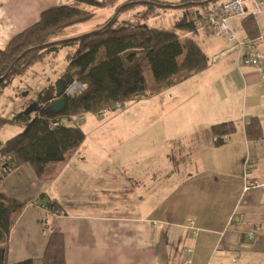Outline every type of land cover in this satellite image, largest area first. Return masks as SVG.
I'll return each mask as SVG.
<instances>
[{
    "label": "crops",
    "instance_id": "obj_1",
    "mask_svg": "<svg viewBox=\"0 0 264 264\" xmlns=\"http://www.w3.org/2000/svg\"><path fill=\"white\" fill-rule=\"evenodd\" d=\"M74 1L0 0V46L37 22L46 8ZM160 1L176 4L181 0ZM102 9L109 11L106 19L114 12L113 8ZM140 10L124 12L121 19H134ZM253 16L264 35V12ZM242 18L230 24L245 39L249 36ZM198 37L211 39L202 47L209 66L164 89L171 93L167 101L172 113L165 123L169 144L162 152L163 163H150L160 153L140 150L142 143L129 150L127 142L117 141L119 150L109 144L94 149L83 142L71 157L56 165L52 177H39L31 165L23 164L1 178L0 189L25 204L10 232L9 263L41 257L51 230H56L64 235L66 264H264V81L258 68L239 62V49L227 37L211 31ZM64 48L35 62L0 96L9 87L11 97L30 90L22 77L28 71L38 74L37 65ZM67 63L68 59L56 80ZM147 77L152 79L149 70ZM25 98L18 111L0 115L10 117L23 110L31 97ZM180 109L183 116H175ZM98 115L84 117L85 128L100 124ZM253 117H258L263 128L260 141L246 136L245 126ZM129 118L122 126L124 140L133 132L125 125L134 126V138L140 129L135 128L136 118L133 123ZM225 121L236 122L238 129L224 144L215 145L210 127ZM5 127L0 131V145L22 129L20 124ZM155 136L151 134L148 141L152 143ZM129 156L135 157V163L148 162L129 169L109 163L110 157L125 163ZM248 163L254 166L247 179L259 185L246 189ZM48 199H55L60 209H49ZM190 220L196 222V236L187 229Z\"/></svg>",
    "mask_w": 264,
    "mask_h": 264
},
{
    "label": "trees",
    "instance_id": "obj_2",
    "mask_svg": "<svg viewBox=\"0 0 264 264\" xmlns=\"http://www.w3.org/2000/svg\"><path fill=\"white\" fill-rule=\"evenodd\" d=\"M148 1L171 4L160 0H128L122 3L117 0H75L73 3L53 5L41 12L37 22L15 35L6 45L0 46V76L23 52L32 48L0 80V94L13 79L26 72L35 62L43 60L47 54L56 53L64 47L72 50L59 78L63 85L61 95L57 94V80L49 81L30 100L25 98L23 110L10 117L0 115V131L7 124L22 125L18 133L0 145L3 157L0 160V181L5 174L23 164L31 165L39 177H52L56 165L71 157L84 142L86 132L79 123L82 121L79 117H83L84 113L102 114L115 110L117 103L123 106L130 101L148 98L209 66V57L193 37L197 32L194 19L201 10L218 6L223 0H181L176 3L192 2L185 6L202 7L194 9L192 17H184L175 23V29L191 33L187 36L175 30L147 26L145 19L155 14L158 8L172 7H159ZM126 3L113 23L102 28L114 12ZM139 5L143 8L135 13L134 19H121L122 13L134 10ZM107 7L113 8L114 12L99 26L101 30L97 28V31L77 39L55 40L58 34L73 25L92 18L95 9ZM242 26L249 37L260 34L253 15L243 17ZM46 43L49 44L37 47ZM143 60L147 61L152 79L145 74ZM76 81L84 89L67 95L66 88ZM61 97L64 98L63 105L58 111H52L51 105ZM30 106L32 110L27 112ZM237 129L234 121L212 125L210 130L214 144H224L226 138ZM245 132L250 140L260 141L263 138L258 117L249 121ZM24 206L23 202L0 189V264H66L64 235L56 230H51L41 257L9 263L10 232ZM46 206L52 210L60 209L55 199H48Z\"/></svg>",
    "mask_w": 264,
    "mask_h": 264
},
{
    "label": "rangeland",
    "instance_id": "obj_3",
    "mask_svg": "<svg viewBox=\"0 0 264 264\" xmlns=\"http://www.w3.org/2000/svg\"><path fill=\"white\" fill-rule=\"evenodd\" d=\"M217 2V1H216ZM185 4H188L185 3ZM190 4V3H189ZM212 4V3H211ZM210 4V5H211ZM140 8H143L142 5H139L135 7L134 10H139ZM161 11L158 14L150 15L148 18L145 19V23L149 27H157V28H163L167 30L174 29V24L176 21L183 19L184 17L193 15V9H202L201 5H193V6H184V7H170V8H158ZM133 10V9H132ZM107 9L98 8L95 9L94 15L92 18L77 23L73 25L72 27L68 28L64 33L58 34L55 37L56 41L67 39L69 35H72V33H79L80 35L89 33L93 30H96L99 28V26L103 23L104 19H106V16L108 15ZM131 12V11H130ZM232 24V21H231ZM209 30H200L198 31L199 34L203 33L205 34ZM210 32V31H209ZM82 33V34H81ZM197 33V32H196ZM237 35H241L240 30L236 31ZM199 34L197 33L196 40L201 47H206L207 44L210 42L209 40H204L202 37H198ZM78 35V36H80ZM202 36V35H201ZM76 37V36H72ZM71 37V38H72ZM242 38V37H240ZM227 42L226 40H223V44ZM228 43V42H227ZM233 46H235L234 43ZM236 47V46H235ZM68 49H62L56 56L46 58L42 63H39L37 65L38 74L34 75L31 71H28L22 78L30 85L31 89L21 91L17 96H9L8 94L11 92V89L6 90V94L0 96V113H5V115H8L11 111H18L20 107L18 106L21 104V101L24 97H32L34 95V92L44 87L49 81H56L57 75L61 73V71L64 69V64L66 63L67 57H70L71 54V48L67 47ZM69 54V56H67ZM145 74L147 76L148 74V66L147 61H142ZM56 77V78H55ZM8 93V94H7ZM27 93V94H26ZM171 93L167 90L163 91L162 95H156L152 99H140L137 101H130L125 103L122 107L116 108L115 110H109L100 115L94 114L91 112H87L83 114V118L87 117H95L98 115L100 117L101 123L95 124L91 127L85 128L84 122H79L80 125L85 129L86 131V138L84 140V143L86 144H92V147L95 149L103 148L104 145L111 146V148H117L121 149L119 144L116 145V142L123 143L127 142L128 149L133 150L134 147H138L139 143H142L143 145L140 148V150L144 151L145 149H151V150H158L160 153L158 158H150L148 161L152 164H155V161L161 162L163 161L164 157L162 156V152L165 151L167 148V144H169V141L167 142L166 139V119L171 118V113L168 111L170 104L168 105L167 96H169ZM162 99V103L160 102ZM175 116H183V110H177ZM189 115V114H188ZM129 118L130 122H134V117L136 118L135 122V128L138 129L137 133L135 135H138V137L134 138V126L132 125H125L124 127L130 128L132 131L129 132V136L124 140V130L122 128L125 118ZM88 120V119H86ZM5 128H18L19 124L12 123L5 125ZM129 129V130H130ZM20 131V130H19ZM18 131V132H19ZM123 131V132H122ZM17 132V133H18ZM16 133V132H15ZM123 134V138L122 135ZM140 134V135H139ZM154 134L156 140L153 139V142L150 143L148 141L149 136ZM15 135V134H14ZM114 135H116V138L114 139ZM126 135V134H125ZM116 156H119L116 155ZM135 157L129 156L127 158V162L123 163L120 162L119 157H110L109 163L111 164H118L121 163L123 168L129 169L132 168L134 165L138 166H145V164L148 161H141L139 163H135ZM166 160V158H165ZM119 161V162H118ZM138 161V159H137ZM165 162V161H164ZM163 163V162H162ZM151 165V164H150Z\"/></svg>",
    "mask_w": 264,
    "mask_h": 264
},
{
    "label": "built area",
    "instance_id": "obj_4",
    "mask_svg": "<svg viewBox=\"0 0 264 264\" xmlns=\"http://www.w3.org/2000/svg\"><path fill=\"white\" fill-rule=\"evenodd\" d=\"M262 12H264V0H224L218 6L201 10L199 16L194 19V24L197 31L207 29L212 33L221 34L234 42L239 49V62L258 68L261 80L264 81V35L259 34L255 37L241 39L230 24V21L234 18L257 15ZM187 35V33L182 34V36ZM83 89V85L76 81L66 88L65 93L71 96ZM121 106V103L115 104L116 108H120ZM82 119L83 117H79V120ZM2 158L0 153V160ZM253 166L252 163H248L245 167L244 179L246 180V189L250 185H259L257 180H253L252 182L247 179L248 171ZM187 229L192 236L198 234V228L194 220H190Z\"/></svg>",
    "mask_w": 264,
    "mask_h": 264
},
{
    "label": "water",
    "instance_id": "obj_5",
    "mask_svg": "<svg viewBox=\"0 0 264 264\" xmlns=\"http://www.w3.org/2000/svg\"><path fill=\"white\" fill-rule=\"evenodd\" d=\"M209 1H212V0H209ZM148 2H153L154 4H156L157 6H159V7H162V6H164V5H166V6H172V7H184L186 4L185 3H182V4H164V3H158V2H154V1H148ZM129 3H133V2H129ZM189 3H192V2H188V4ZM127 5V3L126 4H122L115 12H114V14H113V16L110 18V20L102 27V28H105V27H107V26H109V25H111L112 23H113V21L115 20V18L117 17V15H118V13H119V11L124 7V6H126ZM102 28H99V29H97L98 31L99 30H101ZM97 30H93V31H91V32H89V33H93L94 31H97ZM84 35V34H83ZM81 36V35H80ZM80 36H76V37H70V38H67V39H63V40H59V41H67V40H72V39H77V38H79ZM49 43H46V44H44V45H41V46H37L38 48L39 47H43V46H45V45H48ZM32 48H30V49H28V50H26L25 52H23V54H21L12 64H11V66H10V68L7 70V72L3 75V76H0V80H3L7 75H8V73H9V71L11 70V68H12V66L14 65V63L16 62V61H18L21 57H22V55H24L27 51H30ZM56 89H57V94L58 95H61L62 94V92H63V85H62V81L60 80V79H58L57 81H56ZM63 103H64V98L63 97H61V98H59V99H57L52 105H51V109H52V111H54V112H56V111H58L59 109H60V107L63 105ZM31 110H32V106H30L26 111L27 112H31Z\"/></svg>",
    "mask_w": 264,
    "mask_h": 264
}]
</instances>
